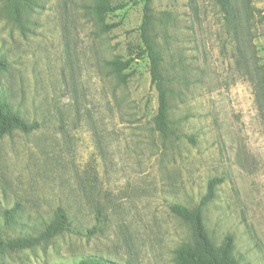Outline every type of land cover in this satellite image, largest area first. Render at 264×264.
I'll use <instances>...</instances> for the list:
<instances>
[{
	"label": "rangeland",
	"instance_id": "rangeland-1",
	"mask_svg": "<svg viewBox=\"0 0 264 264\" xmlns=\"http://www.w3.org/2000/svg\"><path fill=\"white\" fill-rule=\"evenodd\" d=\"M229 1L228 19L217 0H150L170 103L164 136L144 0H18L15 13L0 0V97L40 125L0 137V232L38 235L59 207L70 216L69 231L6 250L0 264H179L192 231L171 206L196 208L214 179L208 235L217 245L233 236L239 264H264V0ZM130 58L122 73L111 64Z\"/></svg>",
	"mask_w": 264,
	"mask_h": 264
},
{
	"label": "trees",
	"instance_id": "trees-1",
	"mask_svg": "<svg viewBox=\"0 0 264 264\" xmlns=\"http://www.w3.org/2000/svg\"><path fill=\"white\" fill-rule=\"evenodd\" d=\"M29 1V0H23ZM145 2V18L142 25V36L145 44L144 52L150 60V72L152 82L156 86L159 94V108L155 118L156 130L162 135L168 136L171 130L170 103L168 88L165 84L166 78L161 73V52L156 48L154 41L148 34V24L151 18L150 0ZM226 17L232 16V10L229 0H217ZM18 0H9L7 10L15 13L14 8ZM125 5L117 6H97L94 8L95 14L104 17L108 12H113L124 8ZM111 28V27H110ZM134 58L125 61L115 60L111 64L117 72H124L129 69ZM9 64L4 58H0V71L6 70ZM258 84L264 100V64L258 67ZM40 127L39 123H30L25 120L19 112L11 109L10 101L6 97H0V137L18 129L29 133ZM221 179H214L210 182L209 193L202 199L201 203L194 209L181 204L171 206L172 211L190 224L192 238L186 242L177 251V260L179 264H239V259L234 255V237L227 236L222 244L217 245L208 235L204 225V206L214 197V186L220 183ZM18 206L4 211V217L7 223L16 221ZM70 230V216L64 207H59L54 218L46 224L45 229L38 235H23L17 238H6L0 232V253L6 250L31 249L40 242L49 240L61 233ZM91 233L93 231H90ZM75 264H117L113 261L100 256H87L80 258ZM129 264V263H128Z\"/></svg>",
	"mask_w": 264,
	"mask_h": 264
}]
</instances>
